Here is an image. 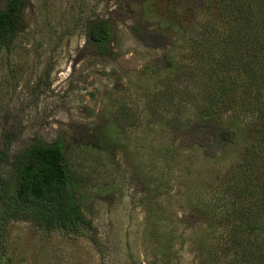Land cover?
I'll list each match as a JSON object with an SVG mask.
<instances>
[{
    "label": "rangeland",
    "instance_id": "rangeland-1",
    "mask_svg": "<svg viewBox=\"0 0 264 264\" xmlns=\"http://www.w3.org/2000/svg\"><path fill=\"white\" fill-rule=\"evenodd\" d=\"M236 7L25 0L23 25L0 49V148L11 134L12 154L62 139L92 229L0 219V264H264L233 244L264 238L239 228L256 205L240 179L259 120L236 107L250 99L234 71L240 50L229 52L237 41L224 40ZM96 19L114 35L103 57L86 39ZM222 84L229 109L211 100Z\"/></svg>",
    "mask_w": 264,
    "mask_h": 264
},
{
    "label": "trees",
    "instance_id": "trees-1",
    "mask_svg": "<svg viewBox=\"0 0 264 264\" xmlns=\"http://www.w3.org/2000/svg\"><path fill=\"white\" fill-rule=\"evenodd\" d=\"M234 1L239 4V8L236 7L230 14L233 27L227 31L224 40H229L232 35L237 41L236 47H230L229 52L232 54L233 49L236 52L240 50L235 54L234 71L242 76L236 78L246 89L244 97L249 95L250 98L247 103L237 102L236 107L237 110L239 106L241 111L255 114L259 120L247 154L252 157L245 158L243 167L246 173L242 172L243 178L240 179L248 194L256 200V205L254 209H240L244 210V214L239 228L248 233L256 229L264 232V181L259 182L260 175L264 177L260 172H264V165L262 169L257 164H251L255 158L262 159L264 164V3L253 8L252 0H245L249 6L248 11H245L241 8L243 0ZM24 8L25 0H6L0 7V49L12 44L24 23ZM86 39L97 54L105 56L114 39L111 23L106 19L91 20L86 26ZM229 63L232 64V61ZM225 69L228 71V68ZM233 80L229 81L232 86ZM227 98L223 84L217 91L213 89L211 100L214 103L220 102V108L233 107L231 102L235 100L231 99L230 102ZM12 139L11 134L0 148V219L20 220L45 230L58 229L71 233L92 229L89 219L80 208L77 185L66 166L64 141L58 138L52 144H46L38 140L12 154ZM224 139L228 141L229 136ZM250 185H254L253 195ZM89 238L95 241L94 236ZM250 241L243 245L240 244L242 240L234 241V250L243 256L246 249L254 252L251 261L264 259V238Z\"/></svg>",
    "mask_w": 264,
    "mask_h": 264
}]
</instances>
